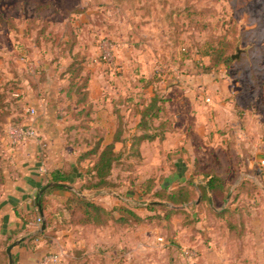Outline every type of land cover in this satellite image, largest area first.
<instances>
[{"label":"rangeland","instance_id":"1","mask_svg":"<svg viewBox=\"0 0 264 264\" xmlns=\"http://www.w3.org/2000/svg\"><path fill=\"white\" fill-rule=\"evenodd\" d=\"M30 1L0 0V13L15 18L18 27L1 31L0 39V203L12 177L18 176L13 154L26 142L44 139L38 142L41 157L47 165L49 155L60 158L65 171L74 176L71 186L80 189L93 183L85 170L96 157L78 159L94 149L100 139L104 147L119 133L126 141L115 146L120 159L112 168L111 186L99 191L103 195L82 194L108 210L125 207L144 219L162 215L160 206L154 212L140 206L160 202L152 195L153 190L146 194L150 181H155L156 190L172 189L188 180L193 159L199 156L203 169L215 161L223 168L221 156L227 163L232 161L225 148L218 152L208 146L216 145L212 133L207 132L209 128L203 137L200 124H194L197 112L213 102L216 88L227 89L229 83L216 80L222 74L228 78L230 89L238 93L239 110L251 106V113L257 111L264 123V0H36L51 2L58 10L42 15L35 13ZM32 17L34 22H30ZM213 49L223 50L225 56H237L238 63L206 72L219 55ZM76 54L83 58L81 79L76 82L82 86L87 79L93 104L89 121L85 115L76 114L83 108L76 105L80 95L71 99L68 94L70 76L66 72ZM157 96L166 103L165 111L154 122L158 127L155 132L139 125L142 109ZM39 113L49 117L46 130L55 144H48L34 125ZM165 120L180 132L162 140L164 127L160 129L159 124ZM263 126L260 139L264 142ZM31 127L37 136L23 134ZM250 131L253 137L256 127ZM144 135L157 137L138 144L136 137ZM248 156L252 163L255 154L248 152ZM250 169L252 174L240 189L253 197L250 199L255 204L245 207L252 208L250 214L262 222L255 229L259 237L246 245L248 252L250 247L264 250V170L254 165ZM229 178L237 181L236 175ZM66 195L70 193L56 191L47 196L51 233L48 254L39 264L49 256L56 257V263L51 264H210L209 259L196 261L202 255L197 237L203 235L206 221L202 224L204 219L194 208L174 215V235L167 241L166 221L133 226L110 221L102 228L78 227L72 222V214L64 210V202L51 198L63 200ZM214 219L205 220L209 225ZM44 221L38 217L36 223L41 226ZM230 242L227 239V247L239 249V244ZM0 247V264H9L3 254L6 246ZM193 253L196 256L189 257Z\"/></svg>","mask_w":264,"mask_h":264},{"label":"crops","instance_id":"2","mask_svg":"<svg viewBox=\"0 0 264 264\" xmlns=\"http://www.w3.org/2000/svg\"><path fill=\"white\" fill-rule=\"evenodd\" d=\"M220 76L221 77H218L216 80L222 79L224 85L229 83L227 89H224L225 87L216 88L217 92L213 94V102H211L207 108H202L201 112H197L194 124H200L202 130H204L202 132L203 137L206 135V128H209L207 132L209 135L212 133L214 139L211 140H214L216 143L215 146L211 143L208 145L212 150L216 149L218 152H221V149L223 150L225 148L224 151L227 154L228 145L234 143V147H232L230 152L237 161L235 162L237 168L234 169L232 166L233 160L231 163H228L230 167L229 170H227L228 176L225 180L230 186V195L227 196L224 203L218 202L214 205L213 200H211V208L213 207L215 211L221 212L229 207L231 212L234 213V218L230 220L232 226H228V216H214V224L208 225V220H205L208 218L207 214L205 211L201 212V217L204 219L202 224L206 221V225L202 227L201 232L203 235H196L200 240L197 239V243L199 251L201 252L200 254H202L197 257L196 261L202 258L209 259L210 264H264V250L261 247L253 249L250 247V251H246V245H251L249 242L256 240V236L259 237V235H256L259 233V230L257 231L255 229L257 227L259 228L262 221L257 215L250 214L252 208L246 209L245 206L255 204V200H251L250 197L252 199L253 197L245 194L243 189H240L241 183L252 174L250 169L251 166H258L264 170V151L262 150L264 142L260 139L261 127L264 124L261 120L263 116L259 117L257 111L251 113V106L239 110V102L237 101L238 93L230 89L231 84L227 77L223 76V74ZM257 107L259 108V106ZM210 124L212 129L210 128ZM34 125L41 131V136L45 139L47 138L48 144H53L55 142V138L52 137L53 135L47 134L46 129L49 127V117L46 113H39ZM174 127L176 131L166 133L165 139L167 135L180 132L176 126ZM252 127H256V132L253 134V137H250L252 136L250 135L252 134L250 131ZM42 140L44 139L40 138L38 142H43ZM38 142H26L27 144L24 145L23 149L13 154L16 157L15 162L18 166V176L12 177L13 179L10 185L7 186V194L0 203V244L3 247L6 246L3 252L4 255H7V249L12 244H15L11 250L14 264L18 262L19 264H39L41 257L44 256L46 252L48 254L47 249L49 247L47 242L42 237H39V234L44 229L42 228L43 225L38 226L36 220L38 217L43 219L44 217L41 212L38 214L35 206V199L49 183L50 173L63 168V166L61 159L55 156V154L49 155V164L47 165L48 162L41 157L42 147ZM206 142L207 141H204V144H206ZM212 145L214 146L213 148ZM248 152L252 155L255 154V160L252 163L247 160V158H249ZM228 158L230 160L232 159L230 155ZM245 160L247 162H245ZM225 162L227 163L226 158H224V163ZM202 164L200 156L198 159H193L192 171H190L188 177V180L193 178L192 186L196 191L197 198L189 205L177 207L178 210L183 209L186 211L188 208H194L199 214L200 211L198 206H201V208L207 207V202L203 201L204 194H207L212 199L213 194L207 183V172L214 167L217 168V171H222L224 168H220L216 161L209 169H203ZM231 175H236V179L237 181L240 180V183L237 184V181L232 182V179L229 178ZM187 181L183 185H178L167 190L185 186ZM99 193H101L99 195H103L102 192ZM67 197L68 195H66L63 200L58 198V196L51 198H55L59 202H65ZM210 235L215 236L210 237ZM203 239L204 241H202ZM227 239L232 240L230 244H239V249H233V246L227 247ZM257 240L260 241L259 238ZM1 253L0 247V255Z\"/></svg>","mask_w":264,"mask_h":264},{"label":"trees","instance_id":"3","mask_svg":"<svg viewBox=\"0 0 264 264\" xmlns=\"http://www.w3.org/2000/svg\"><path fill=\"white\" fill-rule=\"evenodd\" d=\"M29 2V1H28ZM36 14L42 15L45 11L52 10L54 12H58L55 5H53L51 2L49 3H40L36 0H32L29 3ZM78 12V11H75ZM79 12H82L79 10ZM15 18L12 16H5L0 13V39H2V32L4 31H10V30H16L18 27L15 23ZM35 17H32L30 19V22H34ZM2 31V32H1ZM223 42L228 43L225 41V38H223ZM226 45V44H225ZM229 47V43L227 44ZM214 53L219 54L217 60L214 63H211L209 67L205 68V71L208 72L211 69L217 68L220 65H226L229 66L231 63L236 64L238 63V60H235L231 55H224L223 50H216L213 49ZM210 55V54H209ZM224 55V56H222ZM209 57L208 55H206ZM210 56H213L210 55ZM80 59V60H79ZM83 58L79 55H72V62L68 66L67 74L70 76V84H69V95L72 98H74L75 95H80L79 100L77 101L76 105L80 106L82 105L83 108H81L76 114L77 115H85L86 119L89 121L91 120L90 115L93 112V104L89 101V90L87 89V79H85V84L82 86H79V83L76 82V80L81 79V72L82 69L79 65L82 64ZM81 89L84 91L81 92ZM2 102H3V96L0 93V121L2 117ZM166 103V99L164 98H158L154 99L152 103L149 106H146L141 111V122L139 127H142L146 130L153 129L155 132H158V127L154 124L156 120L159 119L160 113L162 111H165L164 105ZM38 116V115H37ZM160 129L161 127H164L162 130V136L161 139H165L166 133H172L176 131L175 127L173 126V123L170 121H162V123L159 124ZM156 136H139L136 137V141L138 144H140L145 139L153 140ZM126 140H122L119 137V133L115 135V138L113 139L112 143L107 144L103 147V140L100 139L97 143L94 149L91 151H88V153L85 154V157H80L78 161L85 160L89 157H96L95 162L88 167L85 171L87 174L91 175V181L93 183H90L88 186H82L80 189H75L71 184L73 183V174L65 171L64 168H61L57 171H54L50 173V183H57L58 186L49 187L46 188L43 194H38L35 199V206L37 208L38 214L40 212L44 214L45 218V228L44 230L39 234V237H42L47 244L50 241V238L48 235H50V224L51 221L47 220V206H48V200L47 196L51 195L52 193L56 191H64L70 193V196L67 197L66 201L64 202V210L69 211L73 216V224H75L78 227L81 228H90V227H96V228H102L106 227L110 221H114L118 225H130L133 226L135 224L139 225L144 222H153V221H166L165 228L167 231V238H165L167 241L172 240V235H174V225H173V217L176 213L180 212L177 207L183 206V205H189L191 202H193L197 198L196 191L193 189L192 182L193 178L189 179L187 181V184L185 186H179L176 189L173 190H167V189H159L156 190L155 187V181L152 180L149 183L151 184L146 194L149 192H152V195L160 200L159 203L153 204V205H146L141 204L140 206L148 209L149 211H155L156 207L160 206L164 209L162 215L158 216H151L147 217L146 219L142 218L141 216L137 215L130 209H127L125 207H118V208H112L111 210H108L101 205H98L94 199L91 198H84L74 191H71L63 186H70L76 191L84 192H99L105 189H108L110 185L109 177L111 175L112 168L115 163H117L120 159L119 154L115 151V146L117 143L125 142ZM232 147H234V143H230L228 145V151L230 152L232 150ZM231 153V152H230ZM230 156L232 157L233 164L232 166L237 168V165L235 164L236 159L234 158V155L231 153ZM222 161L223 156H221ZM227 161V160H226ZM199 167V165H198ZM229 164L224 163L223 165V172L221 170L217 171V168H211L207 172V179H208V187L211 190L213 197L212 199L207 195L204 194V202H207V207L199 208V214L203 211L207 214L208 218L217 216V217H225L228 216L229 218V224L228 226H232L231 218H234V213L231 212V210L228 208L224 209L221 212H217L211 208V200H213L214 205L219 203H224L226 201V198L228 195H230V186L228 183L225 182L227 179L228 173L227 170H229ZM73 176V177H72ZM47 184V185H48ZM46 185V186H47ZM45 186V187H46ZM44 187V188H45ZM43 188V189H44ZM203 203V202H202ZM201 203V204H202ZM200 204V205H201ZM172 207H170V206ZM210 205V206H209ZM114 213H119L120 217L116 218ZM160 214V213H158ZM129 217L130 219H128ZM40 219V218H39ZM162 223V222H161ZM161 226V225H160ZM234 227V226H233ZM7 257V255H6ZM8 258V257H7Z\"/></svg>","mask_w":264,"mask_h":264},{"label":"water","instance_id":"4","mask_svg":"<svg viewBox=\"0 0 264 264\" xmlns=\"http://www.w3.org/2000/svg\"><path fill=\"white\" fill-rule=\"evenodd\" d=\"M233 58H237V56H234ZM54 186H58V184H57V183H50V184H48L44 189H42V191L40 192V195L43 194V192L45 191L46 188L54 187ZM63 187H65V188H67V189H69V190H71V191H74L75 193H77L78 195H80V196H82V197H84V198H87L86 196H84V195L82 194V192H80V191H76V190H74V189H73L72 187H70V186H63ZM99 194H101V193H96L94 196H98ZM41 214H42V213H41ZM42 216H43V214H42ZM42 228H43V229L45 228V224H44V223H43ZM14 246H15V244H12V245L7 249V255H8V258H9V264H13V257H12V254H11V250L13 249Z\"/></svg>","mask_w":264,"mask_h":264},{"label":"built area","instance_id":"5","mask_svg":"<svg viewBox=\"0 0 264 264\" xmlns=\"http://www.w3.org/2000/svg\"><path fill=\"white\" fill-rule=\"evenodd\" d=\"M30 112L32 113V115L35 113L34 112V110L32 109V110H30ZM25 136H27V137H31V136H37V132L31 127V128H29V129H27L26 131H25V133H23ZM195 257L196 255H195V253H193L191 256H189V257ZM44 261H45V263L44 264H51V263H56V257H51V256H49L48 258H45L44 259Z\"/></svg>","mask_w":264,"mask_h":264}]
</instances>
